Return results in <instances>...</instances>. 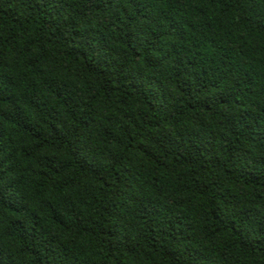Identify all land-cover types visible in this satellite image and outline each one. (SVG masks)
Returning a JSON list of instances; mask_svg holds the SVG:
<instances>
[{
  "label": "trees",
  "instance_id": "1",
  "mask_svg": "<svg viewBox=\"0 0 264 264\" xmlns=\"http://www.w3.org/2000/svg\"><path fill=\"white\" fill-rule=\"evenodd\" d=\"M0 264H264V0H0Z\"/></svg>",
  "mask_w": 264,
  "mask_h": 264
}]
</instances>
